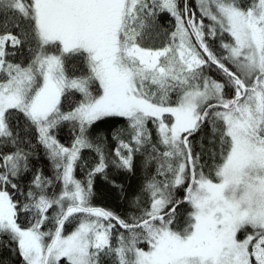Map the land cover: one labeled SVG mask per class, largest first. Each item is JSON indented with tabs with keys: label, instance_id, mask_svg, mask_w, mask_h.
Wrapping results in <instances>:
<instances>
[{
	"label": "snow or ice",
	"instance_id": "1",
	"mask_svg": "<svg viewBox=\"0 0 264 264\" xmlns=\"http://www.w3.org/2000/svg\"><path fill=\"white\" fill-rule=\"evenodd\" d=\"M0 264H264V0H0Z\"/></svg>",
	"mask_w": 264,
	"mask_h": 264
},
{
	"label": "trees",
	"instance_id": "2",
	"mask_svg": "<svg viewBox=\"0 0 264 264\" xmlns=\"http://www.w3.org/2000/svg\"><path fill=\"white\" fill-rule=\"evenodd\" d=\"M64 134L62 133V136ZM117 179L121 182H124L126 185L130 184L131 186H135L139 183L140 179V172L137 171L136 176L133 177H126V176H119ZM97 198L95 203L103 205L105 207L113 208L117 211L123 212L125 211L126 206L121 202L116 194L110 189L108 185H105L103 181H97Z\"/></svg>",
	"mask_w": 264,
	"mask_h": 264
}]
</instances>
